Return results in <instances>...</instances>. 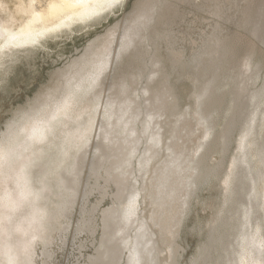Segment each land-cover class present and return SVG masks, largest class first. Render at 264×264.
Masks as SVG:
<instances>
[{
  "label": "bare ground",
  "instance_id": "bare-ground-1",
  "mask_svg": "<svg viewBox=\"0 0 264 264\" xmlns=\"http://www.w3.org/2000/svg\"><path fill=\"white\" fill-rule=\"evenodd\" d=\"M181 1L183 0H152L148 8L140 12L134 21L132 19L133 24L124 27L122 34L118 32L119 28H113L114 30L104 36L101 42L90 44L91 48L86 51L85 57L74 60V63L72 62L74 67L71 65L72 68L64 69H68V73L69 68L73 69L69 74L66 71L67 75L64 73L65 82H62L61 86L58 84L59 86L44 98L42 96L38 101L39 104L37 106L34 104L36 106L34 112L27 113L25 119L22 116L24 120L20 117L22 121L20 119L21 122L17 127L14 128L12 124L7 128V134L2 135L0 139V264H47L46 260L52 255V245L58 240L65 242L63 234H66L71 224L70 204L76 203L74 198L80 189L78 184H81L79 182L82 179V172L89 164L86 163L89 160L87 154L93 149L95 154L93 159L90 157L92 160L89 161L93 164L90 167L105 169L103 172H106V176L103 173L99 176V171H102L91 168L95 174L97 173L95 181L90 186L91 191L97 189L105 195L112 189L111 187L117 186L121 191L125 190L122 193L127 191L128 195L124 194L126 197L129 196L119 202L122 208L118 204L119 206L103 210L101 219L103 218V225L106 228L103 238L108 236L101 240L103 250H98L97 259L111 260L115 257L121 260L125 257L127 248L131 253L130 257L128 256L130 261H127L128 264L177 263L178 245L175 239L180 227L179 229L176 227L187 213L196 188L205 185L204 182L211 180L222 168L220 165L210 163V155L218 149L224 151V145L230 142V127L242 114L237 113V107L243 100L240 105L238 100L244 96H246L244 99L248 100V95H244L250 90L248 81L252 82L250 79H254L255 74L257 76L258 71L263 68L257 65L264 64V54L262 59H259L250 53L244 60L242 59L236 71L232 69L233 74L226 75L227 80L223 81L224 84L218 85L219 78L216 77L217 79H212L214 81L203 82L205 83L203 87H200L199 83L200 89L203 88L199 90L196 79L195 86L198 91L195 92L194 97L197 98V102L180 112L176 119H169L168 112L177 103L178 94L176 95L177 85L167 75L166 63L157 64L158 60L154 63L152 61L154 67L151 64L152 67L148 72L134 70L136 72L134 73L133 69L127 68L136 65V61L145 54L151 53L149 47L153 48V41L158 39L155 35L163 36L164 26L179 12L177 6ZM126 2L127 0H49L45 9L37 8L34 3L21 8L18 14L22 13L26 18L23 20L21 18L20 23H17L18 17L15 14L5 15L6 17L0 18V74L8 61L19 57L21 51H26L36 44L45 47L50 36H58L65 30H73V26L77 23H87L103 14L106 16ZM215 11L217 12V6ZM260 14L263 17V13ZM257 20L262 21L256 18L253 22L256 30L253 25L251 26L254 30L252 33L256 34L262 28L261 22ZM239 37L241 36H237L236 40H239ZM236 40L225 44L228 50L225 51L226 54L233 52L237 44H235ZM173 50L168 56L176 62L180 54L179 51L177 53ZM224 55L223 53L222 56ZM144 58L146 59V56ZM158 58L163 62L169 59L164 56L163 60L159 55ZM147 59H151L149 55ZM221 59L219 58V61ZM227 59L232 61L230 57H225L221 63L224 64ZM149 62L145 65L151 63ZM233 63L229 64L230 69L233 68L235 64ZM255 67L258 71H254ZM126 69L131 77L126 75L127 72L125 74ZM122 72L126 76L122 75ZM113 85L115 89L111 87ZM227 85L229 88L223 89ZM250 86L252 87L251 84ZM140 89L143 93L140 91L141 93L138 92L134 97L133 93ZM251 95H253L251 102L254 103L255 100V107L248 112L246 122L245 115H241L245 124L242 126L238 142L240 150L233 158L231 171L225 176L222 184L225 192L222 205L237 204L242 200L246 206V209L244 208L246 221L243 222L241 240H238L242 245V251H239L238 259H233L234 261L231 262L233 264H264V218H262L264 215H261L264 211L263 89L255 88L254 93L249 94L250 98ZM227 96L230 97L228 99L231 103L228 108L229 114L226 112L225 116L227 123L224 122L225 125L220 123V126L223 124L224 127L219 129L214 115L212 116L213 113H210L216 108V104L222 103ZM244 101L246 105H251L248 101ZM211 105H215L213 109L211 107L212 110L209 108ZM143 112L149 117L147 120L145 116L144 119L140 118ZM217 114L220 115L219 110ZM197 117L203 120V123L202 120L199 121L202 125L205 124L203 127H198L200 130L198 136L195 135L196 128L190 124L193 122L192 119ZM188 125L194 128L189 129L191 133L187 130L190 137L188 140H199L192 151L189 150L188 144L185 145L186 140L181 134ZM148 137L152 140L150 143H147ZM131 153L133 156H129ZM135 157L138 158L139 169L135 166ZM117 162L116 167L121 170L113 167ZM248 180L254 182V188L252 187L254 193L250 192L249 202L243 200L247 197L243 196L242 192V190L249 191L251 182L249 183ZM245 192V195L249 194ZM149 205L152 208H149ZM222 205H219L221 211L217 210L220 213L227 209ZM229 208L227 210L231 211L233 207ZM240 212L238 214H241ZM218 214H215L213 223L218 224L226 218L225 214H222L224 217ZM94 222L96 223V220ZM219 224L211 230L217 232L219 229L221 232L224 229L222 227L227 226L228 223L225 226ZM235 227L234 229H238V226ZM107 228L110 231L107 232ZM224 231L226 232V229ZM222 234L221 232L220 235ZM218 235L219 233L216 236ZM171 238L174 239L170 240L166 248L170 250L165 252V248L161 249L166 247L165 241L163 246L161 242L163 239ZM232 250L228 248L226 251L231 254ZM235 250L236 247L233 251L236 253ZM164 252L167 253L166 257L162 255ZM199 257H194L195 262ZM230 261H227L228 264Z\"/></svg>",
  "mask_w": 264,
  "mask_h": 264
},
{
  "label": "rangeland",
  "instance_id": "rangeland-1",
  "mask_svg": "<svg viewBox=\"0 0 264 264\" xmlns=\"http://www.w3.org/2000/svg\"><path fill=\"white\" fill-rule=\"evenodd\" d=\"M204 1L183 0L180 3H178L177 7L179 8L178 9L179 12L174 17H172V19L170 18L168 24L164 26L162 32L163 36L159 37L155 35L158 39L155 38L154 36V38L157 40L153 41V46H152L153 48L149 47L151 53L144 55V57L146 56V59L142 57L139 60H137L136 65L134 64L135 66L131 65L127 68L128 70L133 69V71L135 70L136 72L137 71L142 72V70H144L143 72L146 71L148 72V69H150V67L152 66L154 67L153 63L156 62L157 60L159 61L157 64L166 63L165 65L168 70V74H167L168 77L170 78V80L175 82L174 83L175 85L177 86L179 85L178 88L176 86V90L178 91V92L176 91V95L178 94L177 96L178 101L174 105L173 109L168 112L169 119H173V120L176 119L180 112L187 110L190 105H194V103L197 102L196 101L197 98L194 97V95L195 92L198 91L196 89L197 88L196 86H198L199 83L201 84V86L200 85L199 86L203 87L206 82L208 83L210 81H214L215 80L214 78L217 77L219 79L217 81L218 83L217 82L216 83L218 85L224 84L227 80L226 75L228 76L229 74H233L234 73L233 71H236L237 68L240 66L239 64L242 61V59L244 60L250 53L256 55L259 59H262L261 57L264 56L263 55L264 54V19L262 20V18H264V11H262L264 10L263 9L264 0H224V1L206 0L205 3ZM48 2L49 0H0V18L6 17L9 13H13L16 15V17H18L17 23H20L21 18L22 20L26 18L25 15H22V13L18 14L19 13L18 11L21 8H23L24 6L25 7L29 6L31 3H34L37 8L45 9ZM151 3L152 0H127L125 5L115 8L112 12H109L108 15L105 16V14H103L101 16H97L92 21H89L87 23H82V22L77 23L73 26V30H65L61 32L58 36H50L45 44L46 45L45 47L36 44V46L30 47L26 51H21L19 57H15L11 61H8V63L3 68L0 74V78H1L0 79V139L2 138L3 134H7L8 127H10L13 124V127L16 128L17 125L22 121L23 117L24 119L26 118L27 113L34 112V109L39 104L38 101L42 99L41 98L42 96L44 98V96H46L50 91H53L55 87L59 86L58 84H60L61 86L62 82L63 83L65 82L67 75L65 72L67 71L68 73V69L67 70L64 69L68 67L72 68V66L74 67V64L72 65V62L74 63V60H77V58L80 59L82 56L85 57V53L87 54L89 48H91L90 44H92L93 42H94L93 44H97L101 42V40L104 39V36L106 37L108 33L110 34L111 31H113L115 28L116 29L119 28L117 30L119 33H121V31L125 30V28L128 25L133 24L134 23L133 21L136 19L137 15L146 8H148V6H150ZM216 6H217V12L215 11ZM260 13H263L262 14L263 17H261ZM256 18L258 19L260 18L262 20V21L257 20L258 22H261L260 23L262 25L261 29L263 30L262 31L260 29L261 31L259 30L257 32L258 34L260 32L261 35L259 34V36L256 33H252L254 32V30H256L253 23L256 20ZM251 26L254 28V30L251 28ZM209 35L212 36L210 37ZM239 35L241 36L239 37L240 39L236 40L237 39L236 37ZM161 40L164 42L162 43ZM234 40H236L235 44L237 43L236 44L237 46L236 45L234 46L233 52L231 51L232 53L230 52L229 54H226L227 52L225 53V51L228 50L225 44L234 42ZM207 44L208 45L210 44L209 45L210 48H208ZM169 48L170 49L174 48V50L173 49L171 50L177 53L179 51L180 55H178L176 62H174L173 59L170 58L171 56L170 57L168 56L169 52L172 54V51ZM152 51H154L153 52L154 54H152ZM156 52L157 53L159 52L158 55L159 57H162L163 60L165 58L166 59L169 58L168 61L165 62L166 60H164L163 62L162 60H160ZM162 52H164V54ZM223 53L225 54L224 56H222ZM148 55L149 58H151L152 60L147 59ZM154 55H155V59H154ZM228 56L235 64L232 61H230V59H227L224 64L221 63L222 59H224L225 57L229 58ZM219 58L222 59L219 61ZM149 60H151L150 61L151 63L149 62ZM228 60L234 64L233 68L231 69H230V65H232V63L231 64L230 62L228 63L227 62ZM148 62L150 64L145 65V63ZM220 65L221 66L225 65V66L221 67ZM257 66H261L263 68H261L260 71L256 70L257 67L254 68V71L255 70L258 71V74L257 76L255 74L254 79H250L252 80L253 83L251 81L250 82L248 81L249 83L248 89L249 88L250 90L253 89L252 91L247 90L248 91V92L246 91L247 94L246 93L244 94V95H248L247 96L248 100L246 98L244 99V97L246 96H244L242 99H239L240 101L238 100V105H240L241 103L242 104L237 107L239 109V110L237 109V113L239 112V114L242 113L241 115L243 114L245 115V116L243 115L245 122L248 116V112L254 110L255 107V100H253L254 103L251 102L253 95H251L250 98L249 94H251V92L253 94L255 88L256 89L262 88L264 93V64L260 63ZM71 68H69L70 70L69 73L73 71V69ZM139 68L140 70H138ZM127 69L124 71L125 74L127 72ZM232 69L234 70L232 71ZM135 71L134 73H136ZM127 73H128L126 74L127 76L131 75L129 71ZM121 74L125 75L123 72ZM255 78L257 81L255 80ZM196 79L198 80L197 81L198 83L195 86ZM200 80L201 82H199ZM250 84L252 85V87L250 86ZM111 87L114 88V85ZM200 87L199 90L203 89V88L200 89ZM228 88H229L228 85L223 87V89H228ZM140 91H142L143 93V90L140 89L139 91H135L133 95L137 94ZM134 97H136V95ZM228 97L229 96L225 97V100H223L222 103L216 104V108L213 109L215 105H211L209 107L210 109L212 107V109L214 110L213 111L211 109L212 111L210 114L213 113L212 116L214 115L213 117H215V121L217 122L219 129H222L220 127H224L223 124L225 125L227 123L225 116L227 114L226 112H228L229 114L228 108L231 105V103H229L230 97L229 99ZM263 97L262 99L264 100ZM241 100H243V102H241ZM244 100L248 101V103H251L253 107L250 104H248L250 107L246 105ZM34 104L36 106H34ZM31 106L33 107L32 109ZM243 107H245V109ZM27 109H29V111ZM210 109L208 110V113ZM218 110L220 115L217 114ZM22 111H24L23 113L26 114L21 113ZM241 115L240 117L238 116V118L234 120L233 122L234 124L232 123L231 125L232 127H230L231 128L230 130L231 134L229 133L231 136L230 142L224 145V151L223 149H218V151H214L210 155V160H209L210 163L212 165H220L222 168L219 170L217 175L211 178V180L204 182L205 185H201L200 188H196L197 190L195 191L194 196L191 198L192 200L190 202V207H188L189 209H187L188 211H186L187 212L185 213L186 215L185 214H184L185 216L183 215V219L180 225L176 227L178 229L180 227L177 237L175 239V241L177 242L176 244L178 245L177 246L178 256L176 257L177 260L176 264H226V263L228 264L227 261L230 260H231L230 264H233L231 263L234 261L233 259L234 258L238 259L240 257L238 255H240L239 251L240 250L242 251V245L239 244L238 240L239 241L241 240L243 222L246 221V219H244L245 218L244 213L246 209L245 203L242 200L241 201L243 203L239 201L240 204H238L239 202H237V204L232 203L233 205L232 204L228 205L225 203L222 205L221 203L224 202V193H225L222 188L223 180L225 176L230 173L231 168L233 166V161H234L233 158H235V156L240 150L238 142L240 140V135L242 133L241 131L242 126L245 124L243 119H241L243 117ZM141 116L140 118H143V116H145L144 118L146 120L149 118L145 112H143ZM197 118L192 119L193 122L190 123L196 129H194L192 125H190V127L188 125L187 128L183 129L181 132L183 138L186 140L185 145L187 144L189 145L190 151L195 149L196 147L195 143L198 142L199 140L197 139L196 141H192V139L188 140L189 137L188 132L190 131L189 129L193 128L194 131H196L195 135L198 136V134L200 133L198 127H203L205 125V124L204 125L201 124V122L203 123L202 119L200 118L197 119ZM196 119L198 120L197 122L198 124L196 123ZM220 123L223 124H221L220 126ZM173 124L174 123H172V125ZM146 135H148V133ZM149 138L150 137L147 138V143H150L152 141L151 138L150 139ZM204 139H206V136ZM106 141L107 140H105V142ZM179 142L181 143L182 140H180ZM93 150L91 153L87 154L89 156V158L87 156V160L93 159L95 154V150L94 151ZM165 152L168 153V151ZM129 156H133V153H131ZM89 160L86 162L89 163L88 167L86 165V167L82 172L83 174L81 173L82 179L81 182H79L81 184H78L80 186L77 185L80 188L76 196L77 198L75 196H74L75 198L73 197L74 203L75 202L76 203L75 205L73 203L70 204V206L73 209L71 207L69 208V215L71 214L70 215L71 224L69 225L66 234H63V240L65 242L62 243L61 241L58 240L52 245L53 248L51 249L53 250L52 255L51 257H49L50 259L48 258L46 260L47 264H86V263L97 264V262L98 264H115V262L116 264H128L130 262L129 257L131 253L128 251L127 248L125 250V257L122 259L120 258L121 260L115 257H112L111 260L110 259L100 260L97 259L96 257L98 254V250H103L102 239H105V237L108 236L107 235L103 238L106 229L103 225V220H102L103 218L101 219V217L103 216L102 214H104L103 210L106 211L107 209L119 206L118 205L120 204L119 202H122V199L124 200L129 196L126 197V195H128L127 191L122 193V191L125 190L121 191V189H118L117 186L111 187L112 189L110 188L111 190H109V192L105 195L102 194L97 189L92 190L93 191L92 192L90 186L95 181L97 176L96 175L97 173L95 174L94 170L97 169V171L99 170L102 171V172L99 171L98 173L99 176H102L103 174L105 175L106 172L105 173L103 172L105 171V169L103 168L98 170V168L94 169L95 166L90 167L93 166V164H91ZM134 161L136 168L139 169L140 166L138 163V158L135 157ZM117 164L118 162L113 167H116ZM91 168L94 170H92ZM117 169L121 170V168H117ZM248 170L250 169L248 168ZM138 173H140V171H138ZM254 173L255 174L257 173L256 170H254ZM250 180H248L249 183L251 182L250 183L251 187L248 188L249 191L245 192L244 190H242L243 196L247 197V198H243V200L246 199L248 202L250 200L249 198L251 194L254 193L253 192L254 182ZM85 191H87V193L90 192L88 193L89 195ZM244 192L249 194H246L247 195L246 196ZM98 201H100L98 203L99 205L97 204ZM95 204L98 206L96 207ZM219 205H222L223 207L225 206L227 207V209H230L229 208L230 206L233 208L231 209V211H228L226 209L227 213L225 210H223V212L225 211V213L223 212L220 213L221 210L219 208H221V206ZM119 207L122 208V205ZM237 207L240 209H238ZM149 208H152V206L149 205ZM86 209L89 212L90 211L92 212L87 213L88 211ZM93 210L96 211L93 212ZM234 210L236 214L233 213ZM237 210L241 211L240 212L241 214H238L239 211L237 212ZM216 212H219V214ZM262 212L263 213L261 215L263 216L264 211ZM215 214L216 215L218 214L220 217H224L223 215L225 214L226 218H223V220L224 221L226 220L228 224L226 223V221L225 222L219 221L221 226H225L227 224V226L222 227L226 229V232L224 231V229L221 230V232L223 233L222 235H220L221 232L219 229H217L219 232L218 231L216 232V230L214 231L211 230V228L217 227L219 224L218 221H217L218 224L213 223L214 217H216ZM231 214L232 216L234 214V216L232 217ZM237 215H240L242 217L237 218L236 217ZM89 216L90 219H88ZM92 216L94 218H92ZM229 216H231L232 218ZM262 218H264V216ZM93 219L96 220V223L95 222L93 223L94 221ZM236 220L239 221L235 222ZM241 220L242 222H240ZM95 224L97 227L94 226ZM215 224L216 226H214ZM234 226L236 227L238 226L237 228L239 230L234 229ZM106 231L108 232L110 230L107 228ZM215 232L216 234H214ZM218 233L219 235L216 236ZM168 237H170L169 234ZM165 239L162 240L163 242H161V244L162 246L165 244L166 247L163 248L161 247V249L164 248L166 249L168 247L170 240L174 238H171L169 240L168 239L165 240ZM123 245H125V243H123ZM203 247L204 249H201ZM235 247H236L235 250L236 253L233 252ZM228 248L229 250L233 249L232 253L237 254L236 255L237 257L235 256V254L234 255H232V253L229 254L230 252L226 251L228 250ZM169 250L170 249L168 248L165 250V252ZM127 251L128 253H126ZM165 252L162 253V255L164 254V256L166 257L167 253L165 254ZM227 253L233 257L229 256ZM195 256L196 258L200 256L199 259L196 260V262H195L196 258H194ZM167 260L171 262V259L168 258ZM192 260L194 263L191 262ZM92 261H94V263ZM125 261L126 262L129 261V262L126 263Z\"/></svg>",
  "mask_w": 264,
  "mask_h": 264
}]
</instances>
